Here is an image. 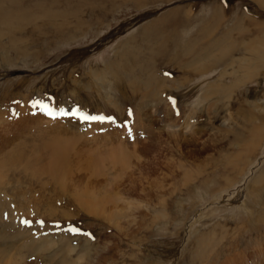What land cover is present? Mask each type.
I'll return each instance as SVG.
<instances>
[{
	"label": "rangeland",
	"instance_id": "obj_1",
	"mask_svg": "<svg viewBox=\"0 0 264 264\" xmlns=\"http://www.w3.org/2000/svg\"><path fill=\"white\" fill-rule=\"evenodd\" d=\"M0 114L80 158L2 188L23 264H264V0H0Z\"/></svg>",
	"mask_w": 264,
	"mask_h": 264
},
{
	"label": "bare ground",
	"instance_id": "obj_2",
	"mask_svg": "<svg viewBox=\"0 0 264 264\" xmlns=\"http://www.w3.org/2000/svg\"><path fill=\"white\" fill-rule=\"evenodd\" d=\"M50 108L51 107H48V109ZM0 120H2L1 114H0ZM167 129H168L167 133L169 137H174V135L177 133V130H175L172 126H168ZM176 137H177V134H176ZM67 140L54 138L51 141H48L47 143L43 142V144L38 145L36 148H33V150H31L30 155H25L22 149H20V151L17 150V146L14 147L11 145L12 147L10 146L9 150L7 151L5 150L6 152L4 151L5 152L3 153L4 155L2 154L3 156L0 158V196L9 194L6 191V189H2V188H4L6 184H10V182H12L11 180L14 177H11V176L15 174V172L17 173L15 177L22 175L24 177V181L26 180L25 176L27 175L33 176L32 178H35V176H40V175L52 176L56 179V181L59 182V184L62 185V188H64L65 183L67 181L65 180V175L66 173L69 172L67 170H69L68 168L70 167L71 162L75 161V164H76V163H79V160H80L78 156L79 153L77 151H73V145L71 141L69 140L67 141ZM10 144H11L10 138L6 137L5 134L0 136V146L2 145V149L3 147H6ZM71 153H72V156H71ZM110 155H111L110 157H112V155H114V152H112ZM99 158L101 157L89 158L87 160L86 168H88L91 173L96 174V168H97L96 165L99 162L98 160ZM115 159L114 157H112V162L115 161ZM77 167L78 166L76 164V168ZM70 168H72V165ZM82 168H80L79 166V169L82 170ZM86 168L84 169L86 170ZM87 172L89 171L87 170ZM97 172L99 173L100 169L99 171L97 170ZM70 173L68 174V176L70 175ZM68 176H66V178H69ZM6 224H9V223H7L4 220L2 203L0 202V264H2L3 262L4 264H23L22 260L23 258H25V256L21 254L22 253L21 250L24 249L23 253L25 254L36 255L38 253V250L36 249L37 244H34V240L32 238H30L27 235H24L21 232L20 233L22 235L19 234L15 236L16 238H18L19 242L14 240L15 237L8 239V234L4 232L5 229L7 228ZM42 248L43 249L41 251H47L49 249V244L43 243ZM42 257L46 258V256L44 255ZM25 264H31V263H25Z\"/></svg>",
	"mask_w": 264,
	"mask_h": 264
},
{
	"label": "snow or ice",
	"instance_id": "obj_3",
	"mask_svg": "<svg viewBox=\"0 0 264 264\" xmlns=\"http://www.w3.org/2000/svg\"><path fill=\"white\" fill-rule=\"evenodd\" d=\"M85 119H89V117H84ZM91 119H96V117H91ZM23 223L27 224V221H22ZM42 223V222H41ZM70 231H75L74 229H71Z\"/></svg>",
	"mask_w": 264,
	"mask_h": 264
}]
</instances>
